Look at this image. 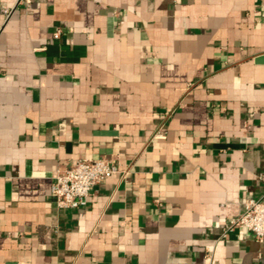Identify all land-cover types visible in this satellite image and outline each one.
<instances>
[{
  "label": "crops",
  "instance_id": "0c3cea01",
  "mask_svg": "<svg viewBox=\"0 0 264 264\" xmlns=\"http://www.w3.org/2000/svg\"><path fill=\"white\" fill-rule=\"evenodd\" d=\"M0 0V264H264V0ZM61 29L60 38L54 33ZM128 170L79 208L56 171Z\"/></svg>",
  "mask_w": 264,
  "mask_h": 264
},
{
  "label": "built area",
  "instance_id": "2783aa9c",
  "mask_svg": "<svg viewBox=\"0 0 264 264\" xmlns=\"http://www.w3.org/2000/svg\"><path fill=\"white\" fill-rule=\"evenodd\" d=\"M33 0H14L11 5L3 6L1 11L5 19L10 18L21 7L29 8ZM61 29L54 33L60 38ZM120 174L125 177L128 170L119 163L107 158H82L69 166L56 171L51 186L55 204L59 208H79L86 205L92 190L109 177ZM244 212L227 223L228 232L240 229L250 231L256 240L264 241V195L260 198H247Z\"/></svg>",
  "mask_w": 264,
  "mask_h": 264
},
{
  "label": "water",
  "instance_id": "95a60500",
  "mask_svg": "<svg viewBox=\"0 0 264 264\" xmlns=\"http://www.w3.org/2000/svg\"><path fill=\"white\" fill-rule=\"evenodd\" d=\"M258 61H264V56L257 58Z\"/></svg>",
  "mask_w": 264,
  "mask_h": 264
}]
</instances>
